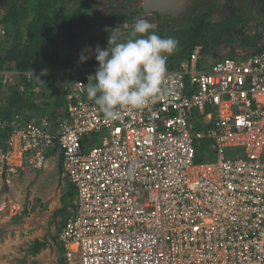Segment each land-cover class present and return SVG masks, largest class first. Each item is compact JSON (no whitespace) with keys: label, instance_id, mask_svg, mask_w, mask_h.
I'll use <instances>...</instances> for the list:
<instances>
[{"label":"built area","instance_id":"1","mask_svg":"<svg viewBox=\"0 0 264 264\" xmlns=\"http://www.w3.org/2000/svg\"><path fill=\"white\" fill-rule=\"evenodd\" d=\"M172 57L171 95L112 122L84 90L96 67L0 71L36 103L40 79L65 98L55 120L0 117V194L12 173L63 156L76 190L58 234L66 264H264V45Z\"/></svg>","mask_w":264,"mask_h":264},{"label":"rangeland","instance_id":"2","mask_svg":"<svg viewBox=\"0 0 264 264\" xmlns=\"http://www.w3.org/2000/svg\"><path fill=\"white\" fill-rule=\"evenodd\" d=\"M21 1L0 0V31H6L5 34L0 33V58L5 57L11 49L15 36V32L5 26L2 20L8 9ZM144 3L145 0H68L62 5L60 16L64 19L81 17L80 24L76 26V31L81 34L77 43L94 40L83 49H90L86 54L94 60L96 46L107 48L110 33L123 24H131L129 33L136 19H145L155 26L152 31L162 38H168L174 32L192 30L195 28V19L200 21L205 15L217 13L220 8L217 0H197L181 18H174L144 14ZM240 5L241 1L228 5L236 13L229 17L223 11L218 13L214 19L216 25L207 35L206 42L199 43L204 46L207 62L209 59L218 60L226 54H236L237 51L249 55L258 50L259 45H264V28L249 16L238 15ZM259 6L264 8V0H260ZM135 15L138 17L135 18ZM21 18L22 43L25 44L35 14L28 13ZM222 19V22L217 23ZM183 46L180 42L177 50ZM2 64L5 67L14 66V63L0 61V66ZM40 82L44 85L46 81ZM10 90L1 84L0 106L6 105ZM36 98L38 105L48 101L42 93ZM50 108L57 109L55 106ZM10 176V184L0 194V264H31L36 261L42 264H66L58 243V234L66 220L74 214L75 201L72 196L74 190L69 186L60 165V155H52L37 168L26 165ZM64 207L67 210L62 213ZM39 242L46 244V247L35 256L32 254L33 247Z\"/></svg>","mask_w":264,"mask_h":264},{"label":"trees","instance_id":"3","mask_svg":"<svg viewBox=\"0 0 264 264\" xmlns=\"http://www.w3.org/2000/svg\"><path fill=\"white\" fill-rule=\"evenodd\" d=\"M68 0H22L20 4L15 3L8 9L2 23L9 26L14 32V41L11 49L7 52L5 57H1L0 61L14 63V66L5 65L0 66V71L17 70L20 72L26 71H49L55 69H63L68 67H96L94 73L99 65L96 59H88L86 62H81L80 55L85 46L92 43L94 40L82 41L77 43L80 39V32L76 31V26L80 24L81 17H69L64 19L60 15L62 12V5ZM217 13L205 15L203 19H195L193 21L194 27L192 30L174 32L171 38L176 39L183 47L177 50L172 57V62L176 63L177 58H184L195 45L206 42L207 35L212 31ZM28 13H34L35 18L29 25V36L26 43H22L23 32L20 30L21 16H26ZM22 14V15H21ZM241 17L249 15L255 18L256 15L247 7H243ZM138 17L137 15L134 16ZM161 17V16H160ZM220 20L217 23L222 22ZM95 25V24H94ZM93 25V26H94ZM162 37V36H161ZM25 81L24 79L22 82ZM27 86L26 92H21L17 87L10 88L11 94L7 97V103L0 106V117H11L15 113L24 114L25 120L31 121L34 117L41 118L49 115L52 120L57 118V109L65 105L64 96H60L59 92H54L52 84L42 86V95L48 98V101L42 105H38L35 100V95L31 91L32 84L24 82ZM1 86V84H0ZM56 95V96H55ZM54 100V101H51ZM55 106V108H50ZM49 107L48 109H46ZM51 154V153H50ZM201 162L200 158L196 159ZM63 156H60V165L62 167ZM63 168V167H62ZM73 188L74 194L72 196L75 200V187L69 183ZM64 207L61 211L66 212ZM46 244L37 243L33 247V255H38ZM61 264H64L63 262Z\"/></svg>","mask_w":264,"mask_h":264},{"label":"clouds","instance_id":"4","mask_svg":"<svg viewBox=\"0 0 264 264\" xmlns=\"http://www.w3.org/2000/svg\"><path fill=\"white\" fill-rule=\"evenodd\" d=\"M113 30L108 47L97 45L95 58L98 69L88 76L85 91L103 113L106 121L121 118L122 110H140L146 105L171 95L167 86L168 58L178 49L174 38H162L154 31V25L145 19H136L132 30L121 39V28ZM91 51L86 48L80 55L86 62ZM64 257V256H63ZM65 260V259H64Z\"/></svg>","mask_w":264,"mask_h":264},{"label":"water","instance_id":"5","mask_svg":"<svg viewBox=\"0 0 264 264\" xmlns=\"http://www.w3.org/2000/svg\"><path fill=\"white\" fill-rule=\"evenodd\" d=\"M190 0H145L144 14L181 18L190 9Z\"/></svg>","mask_w":264,"mask_h":264},{"label":"flooded vegetation","instance_id":"6","mask_svg":"<svg viewBox=\"0 0 264 264\" xmlns=\"http://www.w3.org/2000/svg\"><path fill=\"white\" fill-rule=\"evenodd\" d=\"M195 1H197V0H190V6L191 7ZM207 1H209V0H207ZM217 1L219 3V6H220L219 10L223 11L225 13H228V15H227L228 17L232 14H236L232 11V9L228 8V5H234V4H236V2L241 1V5H240L239 11H238V15L241 16L243 7H247L249 10L254 12L256 17L251 18L249 15H245V16H249L251 19L255 20L257 22V24H259L260 27L264 28V13H263L264 8H260V6H259L260 0H217ZM245 16H243V17H245Z\"/></svg>","mask_w":264,"mask_h":264},{"label":"crops","instance_id":"7","mask_svg":"<svg viewBox=\"0 0 264 264\" xmlns=\"http://www.w3.org/2000/svg\"><path fill=\"white\" fill-rule=\"evenodd\" d=\"M41 80H44V79H40V81H41ZM40 81H39V83H41ZM44 81H46V82H44V85H47V84H49V83L51 82V80H48V79H47V80H44ZM41 84H42V86H43V83H41ZM50 84H51V83H50ZM60 108H61V107H60ZM57 111H58V110H57ZM54 154H56V153L53 152V153L49 154V156H52V155H54ZM60 156H61V155H60ZM75 199H76V197H75ZM74 201H75V200H74ZM74 205H75V202H74ZM75 209H76V207H75ZM62 255H63V251H62Z\"/></svg>","mask_w":264,"mask_h":264}]
</instances>
